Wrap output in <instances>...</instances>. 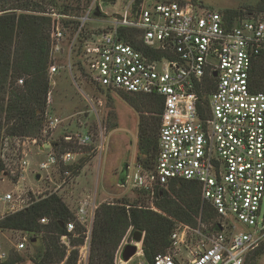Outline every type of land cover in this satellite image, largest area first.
Instances as JSON below:
<instances>
[{
  "label": "built area",
  "instance_id": "2783aa9c",
  "mask_svg": "<svg viewBox=\"0 0 264 264\" xmlns=\"http://www.w3.org/2000/svg\"><path fill=\"white\" fill-rule=\"evenodd\" d=\"M105 5L115 4L93 0L80 15L55 9L40 13L51 19L47 72L51 89L45 124L36 137L4 135L0 162L3 177H14L17 183H13L18 184L26 180L33 148L38 156L49 150L46 160L39 163L46 175L38 174L47 186L37 192L20 188L0 197L1 203L11 204L0 209V223L7 214L23 211L42 198L68 190L72 194L68 167L83 153L55 151L52 138L62 120L49 111L56 86L53 79L61 71L59 63L66 59L63 68L76 86L83 83L104 94L123 91L163 100L157 161L152 170L137 167L134 188L155 200L159 190L170 192L173 183L196 182L202 207H209L217 216V232L203 231L206 226L201 217L198 228L177 222L170 248L157 255L154 264H246L264 243V220L260 221L264 91H255L264 64V14L230 20L218 11L163 0H132L124 10L110 14ZM97 8L100 16L95 15ZM94 23L99 26L91 27ZM63 139L76 143L71 135ZM76 141L88 146L92 138L79 135ZM91 207L93 203L83 200L75 220L67 223L66 234L60 238L67 257L59 264H65L74 249L79 252V263L88 261L95 214L93 210L88 225ZM233 218L255 230L238 233ZM40 223L49 220L43 218ZM77 224L85 228V242L72 246L73 239L80 237ZM18 233L22 237L15 248L21 251L30 235ZM128 244L125 240L116 264H128L122 255ZM138 247L137 254L143 253L140 244ZM182 250L188 252L186 257ZM8 258L0 241V264Z\"/></svg>",
  "mask_w": 264,
  "mask_h": 264
},
{
  "label": "trees",
  "instance_id": "16d2710c",
  "mask_svg": "<svg viewBox=\"0 0 264 264\" xmlns=\"http://www.w3.org/2000/svg\"><path fill=\"white\" fill-rule=\"evenodd\" d=\"M102 1L104 4H114L117 0ZM48 9L64 13L70 7L56 0H0V149L3 131L10 136L36 137L44 127L47 95L51 89L47 74L51 19L40 13ZM253 13L264 14V0L250 8L249 16H253ZM221 14L234 20L240 18L243 12L226 10ZM19 80H23L22 85L18 84ZM255 91H264V64L260 67ZM116 93L140 113L136 165L144 170H152L159 153L163 100L123 91ZM141 109H148L156 116H148ZM63 138L52 142L55 151L79 152L75 146L64 143ZM93 159L88 160L85 155L69 166L71 176H79L83 167ZM2 172L0 162V176ZM135 192L138 195L134 199L122 198L117 202L102 203L96 208L87 264H116L125 240L129 235L133 238L136 232L144 235V257L149 264H154L155 257L165 254L170 248L171 235L177 222L198 228L201 217L206 231L219 230L214 211L202 207L200 187L196 182L180 181L172 184L170 192L159 190L154 201L157 210L147 205L150 198L147 192L136 188ZM43 218L48 219L49 223L41 224ZM74 220L75 215L64 198L52 195L36 201L23 211L7 214L0 223V232H24L33 236L32 242H38L41 238L42 249L30 258L31 261L34 264H59L67 257V249L60 243V238L66 234L67 223ZM84 231L83 226L76 225L80 237L73 239L72 246L84 244ZM262 247L252 253L247 262L262 256ZM14 255L11 254L3 264L23 263L25 257ZM65 264H82L79 263L77 249L68 255Z\"/></svg>",
  "mask_w": 264,
  "mask_h": 264
},
{
  "label": "rangeland",
  "instance_id": "374dc122",
  "mask_svg": "<svg viewBox=\"0 0 264 264\" xmlns=\"http://www.w3.org/2000/svg\"><path fill=\"white\" fill-rule=\"evenodd\" d=\"M56 1L59 4L69 6V10L75 15H80L81 9L88 7L93 0ZM131 1L132 0H117L114 3L115 5H105L104 8L105 11L112 14L113 11L124 10L126 5ZM156 1L158 0H148V3ZM259 1L260 0H183L181 2L191 3L197 7L211 9L220 13L226 10H242L243 14L240 18H246L249 16L250 8L256 6ZM10 12L12 13L15 11H9V13ZM251 15L257 16L260 14L253 13ZM98 26L99 23L91 25V27L95 28ZM50 62L51 60L49 59V63ZM62 62L59 63L62 67L61 71L56 74L53 79L56 86L52 88L53 101L49 109L51 115L59 117L62 122L55 130L52 142H56L66 135H71L74 137V142L76 143L72 142L70 144L83 153L82 156L77 157V160L79 161L85 155H87L88 160L90 158L94 159L83 167L79 176L73 178V182L71 183L73 193L71 194L68 190L66 193H60V196L64 198L65 203L74 214L77 213L80 203L83 200L86 199L93 203V207H91V209L89 208V225L93 218L92 211L94 210L95 212L100 204L117 202V200L122 198L134 199L138 195V191L135 192L134 188V175L138 169L136 157L141 117L140 113L116 92H107L104 94L83 83L76 86L69 71L63 68L66 59H62ZM148 111V109H141V112H146L145 114H148V116H156L154 115L155 113ZM87 134L92 138L91 143L88 146H80L76 139L79 135ZM4 135H6V133L3 131L2 137ZM64 143L66 142L64 141ZM36 152L37 149L33 148V160L25 181L15 184L17 182L14 177L9 176L5 178L1 174L0 197H3L9 192H18L20 188L21 190L34 192L43 191L46 188V182L37 180V175L41 174L43 178L46 175L45 172L40 170L39 163L46 160L50 151L46 150V152L40 156H38ZM123 171H127L125 174V185H123L125 181L121 182ZM55 178L57 180L59 179V173L55 172ZM154 201L155 200H151L150 198L147 199V205L157 210L154 206ZM10 206L11 204H3L0 202V209L3 211ZM262 220H264V203L262 205V214L260 217V221ZM232 221L237 227L238 233L255 230L253 228H247L234 218ZM261 226L262 223L260 222V227ZM206 229L203 228V231L206 232ZM21 237V234L18 232H0V241H2L8 250L9 255L16 254L25 257L21 264H34L30 258L34 257V255L42 249L41 238L38 242H32L31 238L33 236H29L27 247L21 251H17L15 246ZM126 241H128L129 244H134V238L130 237V235L127 237ZM262 246L264 250V243ZM140 247H142L141 244ZM182 255L186 257L188 252L182 250ZM86 263L82 262V264ZM128 264L149 263L144 257V254L140 252V254L133 256ZM247 264H264V254L260 257H254V259L248 261Z\"/></svg>",
  "mask_w": 264,
  "mask_h": 264
},
{
  "label": "water",
  "instance_id": "95a60500",
  "mask_svg": "<svg viewBox=\"0 0 264 264\" xmlns=\"http://www.w3.org/2000/svg\"><path fill=\"white\" fill-rule=\"evenodd\" d=\"M95 15L96 16H100V10L99 8H97L96 12H95ZM48 147V146H47ZM127 171H123V175H122V178H121V182L125 181V174H126ZM41 179V175H37V180H40ZM134 242L136 244H128L125 246L124 248V251H123V259L126 261V262H129L131 260V258L133 256H135L138 251H139V247L138 245L139 244H143V241H144V235L140 232H136L134 233Z\"/></svg>",
  "mask_w": 264,
  "mask_h": 264
},
{
  "label": "crops",
  "instance_id": "0c3cea01",
  "mask_svg": "<svg viewBox=\"0 0 264 264\" xmlns=\"http://www.w3.org/2000/svg\"><path fill=\"white\" fill-rule=\"evenodd\" d=\"M126 184V180H125V182L123 183V185H125ZM72 193H73V190L71 191Z\"/></svg>",
  "mask_w": 264,
  "mask_h": 264
},
{
  "label": "clouds",
  "instance_id": "9594fccd",
  "mask_svg": "<svg viewBox=\"0 0 264 264\" xmlns=\"http://www.w3.org/2000/svg\"><path fill=\"white\" fill-rule=\"evenodd\" d=\"M31 236V235H30ZM10 256V255H9Z\"/></svg>",
  "mask_w": 264,
  "mask_h": 264
},
{
  "label": "flooded vegetation",
  "instance_id": "af4514ba",
  "mask_svg": "<svg viewBox=\"0 0 264 264\" xmlns=\"http://www.w3.org/2000/svg\"><path fill=\"white\" fill-rule=\"evenodd\" d=\"M122 175H123V173H122Z\"/></svg>",
  "mask_w": 264,
  "mask_h": 264
},
{
  "label": "bare ground",
  "instance_id": "6f19581e",
  "mask_svg": "<svg viewBox=\"0 0 264 264\" xmlns=\"http://www.w3.org/2000/svg\"><path fill=\"white\" fill-rule=\"evenodd\" d=\"M140 253V252H139Z\"/></svg>",
  "mask_w": 264,
  "mask_h": 264
}]
</instances>
